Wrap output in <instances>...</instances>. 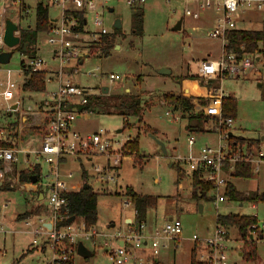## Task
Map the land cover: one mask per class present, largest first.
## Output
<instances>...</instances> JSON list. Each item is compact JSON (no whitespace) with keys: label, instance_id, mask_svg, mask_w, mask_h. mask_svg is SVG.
<instances>
[{"label":"rangeland","instance_id":"obj_1","mask_svg":"<svg viewBox=\"0 0 264 264\" xmlns=\"http://www.w3.org/2000/svg\"><path fill=\"white\" fill-rule=\"evenodd\" d=\"M39 2L43 0L0 1V28L3 23L12 19L19 26L18 35H20V29H34L36 6ZM199 4L196 0H145L144 3L131 7L124 1L112 2L110 6L114 8V11L106 13L105 22L110 32L109 38L114 36L111 49L108 52L103 51L104 43H102L95 49V54L79 66L77 72L66 67V74L63 77V81L80 84L95 94L102 93L101 87L109 86L110 91L107 95L127 92L141 99L144 109V118L141 122L133 116L124 118L117 113H108L107 110L110 108L108 103L101 107L95 106L92 112L81 116L75 123V129L84 134L104 129L108 131L110 138L123 142L128 138L133 139L139 136V153L128 152L123 159L118 186L115 189L111 187L99 189L101 191L98 198L99 219L96 227L103 232L112 228L110 226L113 223L116 225L112 231L127 227V222L123 223V217L128 214L134 215L132 205L128 208L124 206L127 200L125 195L127 187L135 188L141 194L158 196V204L148 211V224L151 227H161L171 218L180 219L183 224V233L178 239L169 240L167 248L161 249L156 256L157 264H190L191 252L195 245L193 236L198 235L200 240L209 237L218 225V214L256 215L260 222L264 223V203L255 204L249 201L238 202L226 199L217 207L214 190L208 192L204 198L197 196L199 192L192 185L189 176L191 170L184 162H180L179 167L186 171V175L184 174L182 179L179 178L177 156L189 154V136L193 134L197 140L195 151L204 144L216 145L219 138L218 134L211 130L203 133L188 132L186 125L189 116L185 111L182 112L183 118L180 121H174L166 115V112L172 110L171 107L174 106L165 100L164 94L183 93L185 86L187 88L194 85L196 89L199 80L192 78L199 73L200 59L208 56V53H212V59H218L222 52L221 40L208 36L219 13L214 7L202 9ZM4 7H6L5 11L2 10ZM26 8L29 9L28 12L24 10ZM187 9L193 12L202 10V16L195 19L191 14L186 13ZM136 14L142 16V32L134 31L137 27ZM49 16L52 19L60 18L59 7L50 5ZM260 17L259 13L250 12L239 14L236 20L241 28L264 31V22L260 20ZM117 18L122 21L120 29L114 26ZM180 19L183 20L182 29L174 30ZM250 19L252 20L249 21ZM36 55L48 61L44 91L24 89L25 81L31 77V73L22 70V61L28 62L36 56L15 51L8 64H0V67L13 71L12 78L20 87L19 92L23 101L21 110L13 114L15 119L23 117L29 107L39 110L40 102L48 98V92L59 86V80L53 73L59 65L51 59L53 49L48 43L46 33L40 35ZM73 64L75 62H72V66ZM97 66H100V70L95 75L86 74L89 69ZM162 68L169 69L171 72L161 75ZM110 73L118 75L119 78L111 82ZM222 86L225 93L238 100L235 119L237 127L233 129V134L247 138L256 137L258 133L264 136V69L261 72L253 69L245 76L226 77L222 80ZM190 90L192 93L196 92L192 87ZM105 102H110V98L107 97ZM29 118L31 121L33 115ZM7 120L8 116H0V128L6 127ZM146 125H149L156 134L148 132ZM209 125L212 123H208L207 127ZM11 132L12 136L17 132L14 144L19 148L35 149L40 144L45 129L29 128L21 123L15 133L12 129ZM159 141L165 146L166 154ZM25 157L29 159L28 162L24 161ZM137 161H141L142 164L140 165ZM73 162L75 167V169L71 167L73 178L68 179L67 183L81 186L84 184L83 171L77 161ZM173 163L175 164L171 165ZM32 164L35 167L41 166L43 176L48 178L49 165L41 159L36 160L34 154L30 156L25 153L20 154L18 173L25 169H32ZM85 164L88 170V183L93 185L90 177L91 164L88 162ZM230 180L239 191L246 195L254 191L264 193V164L261 165V170L250 178L231 176ZM21 184L23 185L20 182L16 188L11 189L7 186L0 188V219L14 230V233H0V264H12L17 258L20 259V264H42L36 254L32 255V251L28 252L26 247L32 248L30 240L33 239V235L29 233L39 226L38 215L43 216L50 212L47 191H45L44 199L37 200L34 194L21 190L19 187ZM93 186L99 188L98 185ZM39 204L40 206L37 207ZM34 210L39 211V214L30 216L28 219L30 224L19 219L25 211ZM82 223L83 218L78 217L74 221V226L78 227ZM229 234L227 254L230 264H264V238L254 239L257 255L253 261H247L244 241L238 228L230 227ZM96 239V243L90 240L83 241V244L94 254L84 258L76 252L73 258L74 264H117L111 260L105 244H102L105 238L99 236ZM146 250L150 251V248ZM4 251L7 252L6 255L3 254ZM52 252L48 248L46 255L51 258ZM139 254L143 252L140 251Z\"/></svg>","mask_w":264,"mask_h":264},{"label":"built area","instance_id":"obj_2","mask_svg":"<svg viewBox=\"0 0 264 264\" xmlns=\"http://www.w3.org/2000/svg\"><path fill=\"white\" fill-rule=\"evenodd\" d=\"M114 1H124L131 7L145 2V0H43L41 2L48 7L53 5L60 9V18H49L51 25L47 32L48 43L53 49L51 59L59 65L53 71L59 80V86L48 92V98L40 102L39 110L29 107L24 112L25 118L22 117V123H26L25 125L29 128L45 129V134L35 149H24L14 144L15 139L11 132L7 134L5 128H0V141L12 143V146L0 145V182L11 188H16L22 182L20 173L17 171L21 153L27 156L34 154L36 160L41 159L49 165L50 172L47 179L41 172L36 183L22 182L23 185L19 186L21 190L34 194L37 200L40 193H43L45 198V191H47L50 212L43 216L38 215L39 226L31 233L35 237V244L39 242L40 236L48 239L54 252V257L48 264H69L77 252L78 244L84 243L85 240L95 242L97 236L105 237L107 252L111 260L117 264H148L162 248L168 247L169 240L178 239L183 233L181 220L174 218L151 232L146 222L137 223L136 219L127 223L124 229L103 234L94 227L87 229L85 222L78 227L74 226L75 220L69 224H62L69 211V198L66 193L81 187L75 184L68 185V179L73 178V172L64 171L66 160L77 161L79 164L90 163L92 170L90 177L93 183L102 189L109 187L115 189L118 186L123 159L128 155L125 144L130 140L129 138L123 142L110 138L108 131L104 129L87 134L75 129L77 120L93 111L85 109L89 97L101 95L103 92L95 94L80 84L63 81L66 67L77 72L79 66L90 59L95 54V49L102 45L103 38L109 35L110 32L105 25L106 13L111 12L110 5ZM196 1L200 3L202 9L214 7L219 13L208 36L221 40L222 47L218 59H204L200 62L198 76L206 81L220 79L221 86L214 89L215 95L208 105L200 106L196 111H187L182 106L171 104L174 107H171L172 110H168L166 115L174 121L182 120L184 111L188 116L193 113H202L216 118V122L206 129L218 134L217 144H204L195 151L197 140L191 134L188 139L189 154L178 155L177 160L184 162L191 172L200 171L203 178L214 183L215 204L218 207L227 199L225 195L227 182L239 164H251L253 174L259 172L261 165L264 164V136L259 135L258 141L252 144L249 142L242 144L232 139L236 136L233 134V129L237 127V124L234 118L223 115V98L227 96V93L222 86V80L226 77L245 76L253 69L258 72L264 69L263 52L246 53L240 56L238 52L229 48L227 40V34L239 27L236 20L239 14L259 13L260 20L264 22V0ZM5 8L2 10L5 11ZM24 10L29 11L27 8ZM192 12L190 9L186 10L187 14L198 19L203 11ZM5 26L6 23H3L0 28V54L11 50L4 41ZM260 45L264 49L263 41ZM47 62L41 56H36L28 62L25 61L22 70L26 72L29 70L31 74L46 71ZM72 62H75L73 66ZM99 70L100 66H97L89 69L86 74L92 76ZM12 74L11 69L0 67V111L4 113L20 111L23 101L19 92L20 87L12 78ZM118 78V75L114 73L109 74L111 82ZM14 105H16L15 110ZM31 115L33 119L30 121ZM24 161L28 162L29 159L25 157ZM34 167L32 164V169ZM131 205L134 207L132 200L127 197L124 206L128 208ZM134 215H136L135 208ZM25 221L26 224H30L28 219ZM259 227L264 231V223L260 222ZM9 232L14 230L0 219V233ZM229 235V229L220 225H217L214 232L203 240H200L198 235H194L195 244L199 248L198 260L205 264H230L227 254ZM262 236L264 237L254 231L252 237L259 240ZM148 247L149 252L146 250ZM140 251L143 254H139Z\"/></svg>","mask_w":264,"mask_h":264},{"label":"trees","instance_id":"obj_3","mask_svg":"<svg viewBox=\"0 0 264 264\" xmlns=\"http://www.w3.org/2000/svg\"><path fill=\"white\" fill-rule=\"evenodd\" d=\"M49 7L43 5L39 2L36 6V27L28 28V29H20V38L21 43L15 48L11 49L14 53L15 51H19L22 54H30L31 56H36L37 54V43L40 38V35L47 34L50 22H49ZM135 20L137 23V27L135 28V32H142V16L139 14L135 15ZM112 38L109 36H105L103 38V51L108 52L112 47ZM227 40L229 43V48L238 52L241 56L246 53H257L263 52L264 49L261 48V42L264 41V31L260 29H246L238 27L234 30H231L227 34ZM25 44H27V48L25 50ZM25 62L22 61V65ZM29 70H27V73ZM46 77L47 72H33L31 77L25 81L24 89L26 91H44L46 89ZM192 79H198L200 86H202L205 90L203 94H194L192 91L187 88H184L183 93H166L164 94V98L167 102L173 105L182 106L187 111H196L200 106H206L211 101L212 97L215 95L214 89H217L221 86L220 79H212V80H203L198 75H193ZM110 98V102H105L106 98ZM110 104L108 113H117L122 115L124 118L128 117H136L138 121L141 122L144 118V109L142 105L141 99L138 97L127 93H118L115 95H107L101 94L97 96L89 97V101L85 106L86 110H92L95 106L101 107L102 105ZM102 110V109H101ZM238 110V100L232 96H225L223 98V115L225 117H232L236 119ZM15 112H2L0 111V116L7 117L8 116V124L6 125L5 130L7 134H10L11 129L15 133L16 130L21 126L22 117L14 118L13 114ZM11 116V117H10ZM216 118L212 116H207L202 113H193L189 115V120L187 123L188 132L191 133H203L206 132L208 123H215ZM145 128L148 132H151L153 135L156 133L151 129L149 125H146ZM11 134H13L11 132ZM13 137L16 139L17 132ZM236 142H241L245 144L249 142L252 144L253 142L258 141V139H251L244 136H234L232 138ZM1 146H12V143L2 142L0 141ZM125 149L128 152H136L139 153V136L137 135L133 139H130L125 144ZM140 165L141 161H137ZM180 161L177 160L178 170H179V178L182 179L186 175V171L179 167ZM175 163L171 164L174 165ZM81 169L83 171V179L84 183L88 182L87 179V171L85 169V164L80 163ZM41 173V166H36L33 169H25L20 173V180L25 183L32 182L33 176H39ZM185 174V175H184ZM253 175V166L251 164H239L236 167V170L232 173V176L237 178H250ZM189 176L191 177L192 185L199 192L197 196H201L202 198L206 197L207 193L214 190V183L206 180L202 177L200 171H192ZM179 182V180L177 181ZM3 185L0 186L2 188ZM102 188H95L90 184L89 188H84V184L76 191H70L66 193V196L69 198V211L67 213V218L63 221L62 224H69V218L72 216L82 217L87 229L93 228L98 223L99 212H98V198L100 195V190ZM129 197L134 205L136 210L135 219L137 223L146 222L149 209L155 207L158 204L159 197L156 195L149 194H141L138 193L132 187H127L126 194ZM225 195L227 200H233L238 202H254L255 204L264 203V193L259 191H254L246 195L245 193L239 191L234 183L229 179L225 188ZM37 205V207H39ZM39 214V211H26L24 214L20 215V218H29L31 215ZM217 224L229 229L230 227H237L244 241L245 248V260L253 261L257 255V245L255 244V240L252 237L253 232H258L260 235H264V231L259 227L260 220L256 215H244V214H227L217 215ZM255 227V229H254ZM264 238V237H263ZM94 254V253H93ZM199 248L198 245L195 244L192 252H191V263L190 264H205L198 260ZM157 258H153L150 264H157ZM69 264H74L73 260L69 262Z\"/></svg>","mask_w":264,"mask_h":264},{"label":"water","instance_id":"obj_4","mask_svg":"<svg viewBox=\"0 0 264 264\" xmlns=\"http://www.w3.org/2000/svg\"><path fill=\"white\" fill-rule=\"evenodd\" d=\"M110 11L113 12L114 8L111 7ZM182 22H183V20L180 19L179 22L177 23V25L173 29L174 30L182 29ZM114 26L116 29H120L122 27V21L120 18L116 19ZM18 32H19V26L16 23H14L12 20H10V19L7 20L6 26H5L4 41L10 49L15 48L16 46H18L21 43V38H20V35H18ZM24 48L26 50L27 44H25ZM12 56H13V52L11 50L1 53L0 54V63L1 64H8L10 62ZM170 72H171V70L166 69V68H162L160 70L161 75H166V74H169ZM101 89H102V92L104 94H108L110 91L109 86H103V87H101ZM13 109L14 110L16 109V105H14ZM159 143L162 145V149H163L164 153L166 154L167 150H166L165 146L160 141H159ZM37 181H38L37 176H33L32 182L36 183ZM89 186H90V184L88 182L84 183V188L87 189V188H89ZM43 198H44L43 193H40L39 200H42ZM75 219H76V216H72L69 218V222L71 223ZM261 239H263V236L261 237ZM77 253H78V255H80L84 258H89L93 255V252L88 247H86L83 243L78 244Z\"/></svg>","mask_w":264,"mask_h":264},{"label":"crops","instance_id":"obj_5","mask_svg":"<svg viewBox=\"0 0 264 264\" xmlns=\"http://www.w3.org/2000/svg\"><path fill=\"white\" fill-rule=\"evenodd\" d=\"M9 0H7V2H8ZM9 19V18H8ZM12 20V19H11ZM13 21V20H12ZM250 21V20H249ZM14 22V21H13ZM15 23V22H14ZM182 24H183V22H182ZM39 49V48H38ZM37 56V55H36ZM204 59H212V53H208V56H206V57H202L201 59H200V62L202 61V60H204ZM48 70H49V68H48ZM46 71H47V69H46ZM50 71H51V69H50ZM48 72V71H47ZM50 73H52V71L50 72ZM48 74V73H47ZM197 75V74H196ZM51 80H53L52 78H51ZM193 82H195V81H193ZM187 86H188V84H187ZM186 87V86H185ZM184 87V88H185ZM190 87H192L196 92L194 93V94H203V93H205V90H204V88L202 87V86H200L199 85V83H197L196 84V89L194 88V85L193 86H188L187 87V90H189L190 89ZM198 92V93H197ZM227 96H232V95H230V94H227ZM25 117H23V119H24ZM26 124V123H25ZM25 124H23V126L25 125ZM188 129V127H187V125H186V130ZM24 130H26V129H24ZM259 134H261V133H258V135ZM256 136V137H252L251 139H257V137H259V136ZM249 138V137H248ZM24 149H28V148H24ZM74 162H73V160H70V159H68V160H66V162H65V164H64V171L65 172H67V171H72L73 169H75V167H74ZM80 165V164H79ZM73 169H72V168ZM78 184V183H77ZM1 185H3V186H7L8 188H10L11 189V187H9L7 184H5V183H2V182H0V186ZM135 189V188H134ZM136 190V189H135ZM138 192V191H137ZM139 193V192H138ZM32 194V193H31ZM33 195V194H32ZM32 197H34V196H32ZM32 199V198H31ZM0 210H1V208H0ZM26 212V211H25ZM24 212V213H25ZM24 213H22V214H24ZM21 214V215H22ZM30 218V217H29ZM29 218H20L19 217V219H23V220H26V219H29ZM77 219V218H76ZM134 219H135V215H125L124 217H123V223H125V222H127L128 224L129 223H131L132 221H134ZM83 222H84V220H83ZM9 224H12L13 225V223H9ZM146 224H147V227H148V230L151 232V231H153L155 228H156V226L155 227H151L149 224H148V222L146 221ZM115 225L116 224H112L110 227H112V228H114L115 227ZM99 233H107V232H109V231H112V228H110V229H108V230H104V232H103V230L102 231H100V230H98V228L95 226L94 227ZM16 232V231H15ZM113 232V231H112ZM12 233H14V232H12ZM29 234H31V235H33L32 233H29ZM97 237H99V236H97ZM103 238H105L104 236H102ZM34 239H35V237H34V235H33V239L32 240H30V245L32 246V248L29 246H27L26 247V249L28 250V252H30V251H32L31 252V254L33 255V254H36V257H37V259L39 260V261H41L42 262V264H48L52 259H53V257H54V252H52L53 253V255H52V257L51 258H49V256H47L46 255V253H47V250H48V248H50L51 249V247H50V245H49V243H48V239L46 238V237H44V236H40L39 237V242L38 243H34ZM96 241H97V239H96ZM96 241L94 242V243H96ZM105 244V249H106V251H107V246H106V242H105V239L102 241V244ZM52 250V249H51ZM53 251V250H52ZM149 252V251H148ZM3 254L4 255H6L7 254V252L6 251H4L3 252ZM24 254H25V250H24ZM22 257V256H21ZM20 257V258H21ZM73 263H74V260H73ZM12 264H20V259H16V260H13V262H12ZM148 264H150V263H148Z\"/></svg>","mask_w":264,"mask_h":264}]
</instances>
